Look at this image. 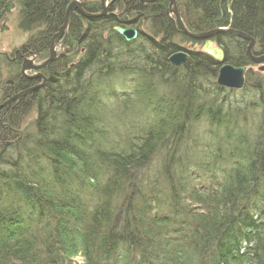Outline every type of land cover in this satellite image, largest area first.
Here are the masks:
<instances>
[{"label":"trees","instance_id":"trees-1","mask_svg":"<svg viewBox=\"0 0 264 264\" xmlns=\"http://www.w3.org/2000/svg\"><path fill=\"white\" fill-rule=\"evenodd\" d=\"M72 2L0 0V23L15 4L27 34L14 53L47 59ZM169 6L118 0L119 15L92 17L102 7L85 2L91 17L72 14L45 85L0 109V264H264V75L249 42L223 33L225 63L249 68L250 104L217 85L209 56L170 64L174 39L190 38ZM177 8L191 33L231 28L264 54V0ZM139 26L150 38L114 30ZM41 83L21 69L0 79V105ZM115 100L123 109L104 121Z\"/></svg>","mask_w":264,"mask_h":264},{"label":"rangeland","instance_id":"rangeland-1","mask_svg":"<svg viewBox=\"0 0 264 264\" xmlns=\"http://www.w3.org/2000/svg\"><path fill=\"white\" fill-rule=\"evenodd\" d=\"M90 1L92 3H97L99 1L100 6L102 7V12L99 14L101 16H104V15H106L108 13L114 14L116 16L120 14L118 9H115L114 11H113V9L111 10V7L113 6V8H114V5L117 4L118 0H73V2H77L82 9H83V4L85 2H90ZM158 1L159 0H156L154 2H158ZM177 1H179V0H176V2ZM154 2H152V3H154ZM170 2H171V0H170ZM12 5H13V8L10 9V11H7L6 16H5V20L2 23H0V79L2 80V85H4L5 83H8V79L13 77L16 74V72L20 69L19 65H21V63L18 64V62L20 60L18 58L13 60L12 54H13L14 51H17L18 49L23 48L24 45L27 42V39H28L27 38V34L22 32L21 29H19V26H18V23H19V21H18L19 20L18 19L19 10L16 8L15 4H12ZM108 8H109V10H108ZM169 8H170V6L168 7V9ZM74 12H76V10H73L70 13V17L68 19V27L64 31L62 37L60 38V41H58V40L55 41L54 40L55 37L52 39L50 47H49L50 49H49V52H48V56L50 54V51H51L52 47L54 49L55 55L57 54V52H59V51L61 52L62 50L65 49L64 45H63V43H64L63 42V38H64V36H67V34H68L69 25H70V22L72 20V14H74ZM173 16L176 19V16L174 14H173ZM144 29H145L146 32H148L147 34L150 35V33H149L150 30H149L147 21L144 24ZM59 34L60 33H58L56 36H58ZM148 38H150V37H148ZM174 41H175L174 42L175 44L181 46L180 48H181L183 53H186V54L189 55L190 54L189 52L191 51L193 53L195 52V53H201V54L207 55L204 52V47H205V44H206V42L208 40H194L192 38L187 40L186 38L176 37V39H174ZM140 42L142 44H144V42H142V40ZM210 42L213 44V48H220L221 49V46L217 43L216 40H213V38L210 39ZM229 44H231L230 41L225 40V44H224L223 48L225 46H226V48H228ZM233 45H235V44H233ZM255 46H256V44H255ZM255 46L253 48V53H254V50L256 49ZM145 47L147 49H150V47H147V46H145ZM150 51H151V49H150ZM230 51H232V50H230ZM182 52L180 51V53H182ZM263 55H254V56L258 58V57H262ZM34 59H36V56L33 55V54L30 55L29 58H26V60L32 66H28V64H25L26 68L29 67V69H31L30 70L31 72L28 71V68L26 69L25 72L28 75H30V76L31 75H39V76H37V78H38L37 80H38V82L39 81L41 82L43 80L41 76H42V70L44 68L43 69H35L34 66H38V65L44 63L48 58L44 59V60H37V61L34 60ZM33 60L36 61V62H34ZM224 64H226V63L224 62ZM221 66H222V64H221ZM263 67H264V62L263 63H259V64H255V63L252 62V66H250V69H253L254 71L258 72L259 74H263L264 75V71H260V69L263 68ZM248 69L249 68H247L246 73L248 72ZM43 83H44V81H42V83L40 85H38V87L42 86ZM216 83H217V80H216ZM253 85H255V84H253ZM253 85L250 83V86H251L250 89L251 90H248V88L245 89V87H244V89H242V90L229 92L230 94H232V93L235 94L232 97L233 98L232 102H238V101H233V100H240V101H243V102H245L247 104H250L252 102V99L257 96V91L254 88H252ZM210 91H212V89ZM229 91H231V90H229ZM221 93L224 94L225 92L221 91ZM218 94L220 95V97L222 96L220 94V91H219ZM225 95L229 96L227 94H225ZM223 97L221 99H223ZM107 108H108L107 113L105 112V115H104L103 119H104V121H108V120L113 121V120L117 119L118 113L120 112L121 109H123V103L120 100H115L113 103H109ZM35 115H36V113L34 112V114H32L30 116L29 120H32L35 117Z\"/></svg>","mask_w":264,"mask_h":264},{"label":"water","instance_id":"water-1","mask_svg":"<svg viewBox=\"0 0 264 264\" xmlns=\"http://www.w3.org/2000/svg\"><path fill=\"white\" fill-rule=\"evenodd\" d=\"M142 1L144 3H152L156 0H142ZM12 8H13V5L11 4L7 11H10V9H12ZM73 10H78L84 16L91 17L90 15H87L85 13V11L80 7V5L77 2H72L71 5L69 6L67 13H66V16H65L64 26L61 28L60 34L58 36H55L54 40H57L58 38H60L63 35L64 31L68 27V19L70 17L71 11H73ZM170 10L176 16L177 22H178L180 28L182 29V32L184 33V35H186L187 37L192 38L194 40H208L205 44L204 52L207 54V56H209L213 60L217 61L218 63L222 64V66L219 70L218 78H217V85L220 86L221 88L227 89V90H242L245 86V75H246L247 68L246 67L236 68V67H233L229 64H224V62H225L224 51L220 48H213V44L210 42V39L213 38L215 35L223 33V34H231V35H234L240 39L248 41L249 45L246 49L248 57L255 64L263 63L264 62V55L262 57H258V58L254 56L253 48L256 44L255 40L253 38H251L250 36H248L244 33L232 30L231 28H229V29L228 28L216 29V30H213V31L207 32V33H199V34L191 33L185 28V26L183 24V21H182L180 15H179V12H178L176 0H171ZM100 16L101 15L98 14V15H95L92 17H100ZM114 30L116 31V33L121 38H123L128 43L134 42L139 37V32L136 29H129V28L125 29V28H121V27H115ZM188 58H189L188 54L183 53V52L182 53L179 52V53L172 55L169 58V62L173 66L178 67V66L182 65L183 63H185ZM55 59H56V55H55L54 49L52 47L51 51H50L49 58L44 63H42L38 66H34V68L35 69H43L49 63L54 61ZM24 71H25V69H24ZM260 71H264V67L261 68ZM41 77L44 81L42 86H39V87L37 86V87H34L32 89H29L28 91H25L23 93L18 94L17 96L13 97L10 101L1 105L0 109L4 108L8 103H11L12 101H14L18 98H22L23 96H25L27 94H31V93L35 92L36 90H38L40 87H43L46 83V79L43 76H41ZM29 78L35 79L36 77H29Z\"/></svg>","mask_w":264,"mask_h":264},{"label":"flooded vegetation","instance_id":"flooded-vegetation-1","mask_svg":"<svg viewBox=\"0 0 264 264\" xmlns=\"http://www.w3.org/2000/svg\"><path fill=\"white\" fill-rule=\"evenodd\" d=\"M108 10H109V8H108ZM107 15V14H106ZM125 29H128V28H125ZM129 29H136L138 32H139V35L142 33V34H144L146 37H149L146 33H144L145 31H144V29H143V27L142 26H139V27H129ZM62 37V36H61ZM60 37V38H61ZM60 38H58L57 40H59ZM56 41V40H55ZM57 54H58V52H57ZM57 54H56V56H57ZM17 55V56H16ZM49 56H50V54H49ZM49 56H48V58H49ZM18 57H20V58H22V62H21V74L25 77V78H27V79H30L29 77H36L35 79H30V80H35V81H38L37 79V76H39V75H28L25 71H26V69L28 68V71H30L31 69H29V67H25V64H28V66H32V65H30L29 64V62L26 60V58H29L30 57V55L29 54H27V55H24V54H22V53H20V54H18V53H14L13 52V54H12V58H13V60L14 59H16V58H18ZM34 60H36L37 61V58L36 59H34ZM33 60V61H34ZM56 60V59H55ZM36 61H34V62H36ZM35 64V63H34ZM24 69H25V71H24ZM31 72V71H30ZM43 81V80H42ZM41 81V82H42ZM40 85V84H39ZM38 86V85H37ZM36 86V87H37ZM40 88H42V87H40ZM37 91V90H36ZM25 92V91H24ZM23 93V92H22ZM34 93V92H33ZM32 94V93H31ZM31 94H27V95H25V96H23V97H27V96H29V95H31ZM22 97V98H23ZM20 98H18V99H16V100H14V101H12L11 103H8L6 106H8V105H10V104H12L13 102H15V101H17V100H19ZM5 106V107H6Z\"/></svg>","mask_w":264,"mask_h":264},{"label":"bare ground","instance_id":"bare-ground-1","mask_svg":"<svg viewBox=\"0 0 264 264\" xmlns=\"http://www.w3.org/2000/svg\"><path fill=\"white\" fill-rule=\"evenodd\" d=\"M171 64V63H170ZM232 66V65H231ZM234 67V66H233ZM231 91H237V90H231Z\"/></svg>","mask_w":264,"mask_h":264}]
</instances>
